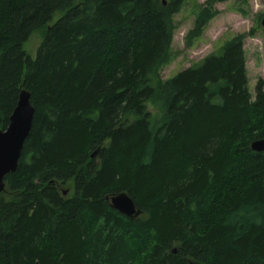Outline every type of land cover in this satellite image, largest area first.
Listing matches in <instances>:
<instances>
[{
  "label": "trees",
  "instance_id": "1",
  "mask_svg": "<svg viewBox=\"0 0 264 264\" xmlns=\"http://www.w3.org/2000/svg\"><path fill=\"white\" fill-rule=\"evenodd\" d=\"M189 1L0 0V129L20 89L34 107L0 192V264H264V150L249 145L264 80L252 96L243 49L261 26L162 78ZM225 1L194 5L184 45ZM121 190L137 218L107 202Z\"/></svg>",
  "mask_w": 264,
  "mask_h": 264
},
{
  "label": "rangeland",
  "instance_id": "2",
  "mask_svg": "<svg viewBox=\"0 0 264 264\" xmlns=\"http://www.w3.org/2000/svg\"><path fill=\"white\" fill-rule=\"evenodd\" d=\"M203 1L205 0H191L185 5V8L174 15L176 29L173 31L171 45L178 55L173 62L161 70L162 78H167L178 70L188 67L192 62L211 53L220 42L229 39L232 35L248 31L259 22L261 27L256 28V35L246 36L243 41L249 93L254 96L253 92H255L254 88L258 78L264 80V27L261 25L264 15V0H246L242 3L229 0L214 4L219 13L208 22L200 39L190 48L184 45V37L186 31L193 26L194 5ZM238 8L245 10L246 15H242ZM42 34L41 29L36 30L24 42L23 49L31 58L36 56Z\"/></svg>",
  "mask_w": 264,
  "mask_h": 264
},
{
  "label": "water",
  "instance_id": "3",
  "mask_svg": "<svg viewBox=\"0 0 264 264\" xmlns=\"http://www.w3.org/2000/svg\"><path fill=\"white\" fill-rule=\"evenodd\" d=\"M163 3H165V0H163ZM261 25L264 27V15ZM29 101L30 93L24 88L20 89L17 104L11 115H9L8 125L4 129H0V192L5 189L3 180L5 176L13 173L17 168L16 166H18L24 140L30 131L34 107ZM249 145L253 151L261 153L264 150V139H256ZM93 155L94 153H92ZM106 200L113 209L128 218H137L142 214V210L135 205L133 199L125 191L111 193L106 197Z\"/></svg>",
  "mask_w": 264,
  "mask_h": 264
}]
</instances>
